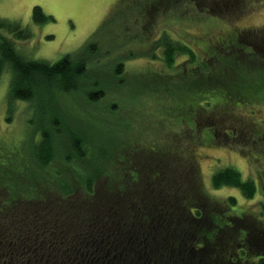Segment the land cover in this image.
Listing matches in <instances>:
<instances>
[{
	"label": "trees",
	"instance_id": "16d2710c",
	"mask_svg": "<svg viewBox=\"0 0 264 264\" xmlns=\"http://www.w3.org/2000/svg\"><path fill=\"white\" fill-rule=\"evenodd\" d=\"M184 1L202 3L177 2ZM232 1L209 0L207 8L229 12ZM125 2H121L122 7ZM256 2L264 6V0ZM33 18L36 23L54 20L40 6L34 8ZM31 37V31L19 22L0 18V79L10 71L9 103H37L43 115L51 111L50 118L37 129L39 139L32 145L34 172L19 173L0 165V188L5 191L0 198V264H264V201L257 215H249L238 211L234 196L227 200L210 197L199 186L195 159L180 158L174 148L171 153L179 160L171 161L165 157L167 150L156 148L158 153L152 151L138 164L132 151L121 153L127 144H112L91 159L90 143L79 127L65 120L58 98L60 94L83 93L94 104L103 98L97 82L92 91L84 88L83 82L91 76V57H81L79 52L56 64L30 60L18 52L14 40ZM152 41L153 61H162L165 75L178 77L185 65L181 78L185 82L199 80V69L209 71L210 57L200 56L171 33L165 31ZM97 48L92 42L86 50L92 53ZM215 54L225 56L223 67L234 68V81L195 86L198 91L209 90L215 99L219 91H225L232 105L248 106L251 100L264 99L260 96L264 87V28L237 35L233 45ZM167 76L162 78L167 82L164 86L168 85L165 89L171 88L170 94L177 96L171 85L176 77L168 80ZM66 133L69 138L63 142ZM57 159L70 171L46 174ZM76 165L87 173L78 174ZM103 180L107 186L99 190L98 183ZM7 183L13 185L7 187ZM212 185L216 190L239 189L248 200L257 195L256 183L244 180L231 166L217 170ZM70 197L73 201L66 204ZM44 200L67 207L8 208L34 202L39 205Z\"/></svg>",
	"mask_w": 264,
	"mask_h": 264
},
{
	"label": "rangeland",
	"instance_id": "374dc122",
	"mask_svg": "<svg viewBox=\"0 0 264 264\" xmlns=\"http://www.w3.org/2000/svg\"><path fill=\"white\" fill-rule=\"evenodd\" d=\"M122 1L0 0V18L19 22L31 31L30 39L14 40L18 52L27 59L56 64L68 54L80 52L81 57H91V76L83 82L84 88L92 91L97 82L103 98L94 104L88 102L83 93L60 94L58 97L65 120L79 127L90 143L91 159L112 144L115 147L127 144L121 153L132 151L135 163L140 164L156 148L167 150L169 153L165 157L172 161L175 154L171 149L175 148L178 156H182L180 158L195 159L199 186L210 197L227 200L234 196L238 200V211L257 215L260 203L264 201V99L251 100L248 106L232 105L227 101L225 91H219V98L215 99L209 90L198 91L195 86H217L229 79L233 83L234 68L223 67L225 56L214 55L217 50L233 45L237 35L263 29L264 6H257L256 0H233L229 12L226 8L223 12L217 9V12H211L207 8L211 5L209 0H202L200 5L192 1L178 4V0H126L123 7ZM36 6L54 20L36 23L33 18ZM165 31L185 42L200 56L205 53L210 57L209 71L198 70L199 80L182 81L185 65L178 77L176 72V76H167L162 73L165 69L162 61H153L155 50L150 40L159 38ZM92 42L98 48L90 53L86 48ZM204 71L208 78L203 76ZM165 76L168 80V77H176L170 82L174 86L173 94L176 91L178 97L170 94L171 88L165 89L168 86H164L167 82L162 80ZM10 79L9 70L0 79V165L15 172L32 174V145L39 139L37 129L50 118L51 111L48 109V114L43 115L37 110V103H9ZM260 93V96L264 95V87ZM215 104L218 105L216 109ZM68 138L66 133L63 142ZM178 156L176 159L179 160ZM185 162V167H189ZM228 166L239 170L244 180L251 179L256 183L257 195L253 200L246 199L236 188L214 189V173ZM141 167H144L143 162ZM74 169L80 175L87 173L79 165ZM55 170L70 171L60 159L52 163L46 174ZM12 185L6 184L7 187ZM98 186L102 190L107 183L103 180ZM4 195V189L0 188V198ZM72 199L70 197L65 203ZM28 207L67 206L52 205L44 200L39 205L34 202L8 208Z\"/></svg>",
	"mask_w": 264,
	"mask_h": 264
},
{
	"label": "flooded vegetation",
	"instance_id": "af4514ba",
	"mask_svg": "<svg viewBox=\"0 0 264 264\" xmlns=\"http://www.w3.org/2000/svg\"><path fill=\"white\" fill-rule=\"evenodd\" d=\"M194 50V49H193ZM195 51V50H194ZM206 52V51H205ZM204 55H205V53H204ZM182 63V62H181Z\"/></svg>",
	"mask_w": 264,
	"mask_h": 264
}]
</instances>
